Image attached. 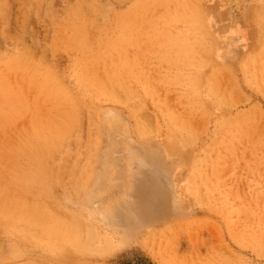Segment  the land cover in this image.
Masks as SVG:
<instances>
[{
    "label": "rangeland",
    "instance_id": "obj_1",
    "mask_svg": "<svg viewBox=\"0 0 264 264\" xmlns=\"http://www.w3.org/2000/svg\"><path fill=\"white\" fill-rule=\"evenodd\" d=\"M264 264V0H0V264Z\"/></svg>",
    "mask_w": 264,
    "mask_h": 264
},
{
    "label": "trees",
    "instance_id": "obj_2",
    "mask_svg": "<svg viewBox=\"0 0 264 264\" xmlns=\"http://www.w3.org/2000/svg\"><path fill=\"white\" fill-rule=\"evenodd\" d=\"M114 264H154L151 259L140 252H132L130 255L119 256Z\"/></svg>",
    "mask_w": 264,
    "mask_h": 264
}]
</instances>
